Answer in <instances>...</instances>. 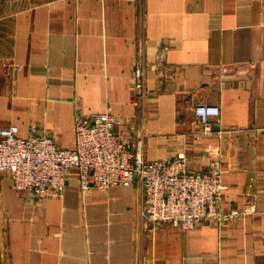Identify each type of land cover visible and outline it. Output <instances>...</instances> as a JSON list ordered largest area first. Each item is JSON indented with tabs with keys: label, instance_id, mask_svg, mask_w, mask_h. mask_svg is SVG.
<instances>
[{
	"label": "crops",
	"instance_id": "obj_1",
	"mask_svg": "<svg viewBox=\"0 0 264 264\" xmlns=\"http://www.w3.org/2000/svg\"><path fill=\"white\" fill-rule=\"evenodd\" d=\"M105 111L147 160L217 156L224 209L250 213L183 230L144 218L139 180L38 201L0 172V264H264V0H0V122L72 148L77 112Z\"/></svg>",
	"mask_w": 264,
	"mask_h": 264
},
{
	"label": "built area",
	"instance_id": "obj_2",
	"mask_svg": "<svg viewBox=\"0 0 264 264\" xmlns=\"http://www.w3.org/2000/svg\"><path fill=\"white\" fill-rule=\"evenodd\" d=\"M144 81L145 70L138 68L137 87ZM194 112L202 133L212 131L213 118L220 122L219 105L198 104ZM119 124L110 111L77 112L75 145L61 148L52 135L34 125L22 134L19 125L0 122V172L10 176L14 189L38 201L62 197L74 177L84 193L129 187L139 180L144 218L183 230L210 220L226 225L250 213L249 206L224 209V170L217 156L204 171L190 170L184 153L169 160H147L144 139H124Z\"/></svg>",
	"mask_w": 264,
	"mask_h": 264
},
{
	"label": "rangeland",
	"instance_id": "obj_3",
	"mask_svg": "<svg viewBox=\"0 0 264 264\" xmlns=\"http://www.w3.org/2000/svg\"><path fill=\"white\" fill-rule=\"evenodd\" d=\"M160 224V223H159Z\"/></svg>",
	"mask_w": 264,
	"mask_h": 264
}]
</instances>
